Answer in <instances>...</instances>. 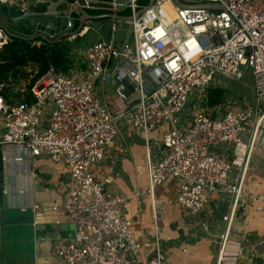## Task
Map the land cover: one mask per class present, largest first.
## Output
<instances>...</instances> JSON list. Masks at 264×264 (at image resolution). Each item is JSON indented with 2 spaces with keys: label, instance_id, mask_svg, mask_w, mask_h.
Wrapping results in <instances>:
<instances>
[{
  "label": "built area",
  "instance_id": "1",
  "mask_svg": "<svg viewBox=\"0 0 264 264\" xmlns=\"http://www.w3.org/2000/svg\"><path fill=\"white\" fill-rule=\"evenodd\" d=\"M201 3H224L225 8L181 7L175 0L143 6L129 22L133 33L124 46L91 43L85 68L63 72L51 67L31 86V101L9 99L0 83L4 163L5 146L13 145L23 151L16 161L37 163L48 156L70 173L71 187L52 206L63 209L76 228L74 237L55 244V255L65 264H164L156 211L153 241L139 242L126 214L128 199L109 190L110 177L100 181L93 170L116 148L122 121L145 141L152 199L157 187L172 181L176 203L194 215L206 209L214 193L233 196L232 214L243 207L246 175L254 171L251 156L264 150V0ZM0 4L19 5L13 0ZM129 7L135 14L140 6L130 0ZM73 25L69 20L67 29ZM10 38L0 27V48ZM247 72L254 77L255 105L209 102V90L220 86L216 79L241 80ZM106 75L103 101L96 85ZM251 119L247 142L244 132ZM227 145L233 146V158L224 152ZM235 167L239 178L232 175ZM232 214L223 220L230 222ZM219 263L238 264L224 253Z\"/></svg>",
  "mask_w": 264,
  "mask_h": 264
},
{
  "label": "crops",
  "instance_id": "2",
  "mask_svg": "<svg viewBox=\"0 0 264 264\" xmlns=\"http://www.w3.org/2000/svg\"><path fill=\"white\" fill-rule=\"evenodd\" d=\"M13 1L19 4L11 6L16 16L22 7L27 10L41 0ZM88 1L91 6L84 5L83 8L88 13L95 12L91 15L132 14L131 7L117 10L115 0ZM182 1L190 5L201 3V0ZM150 2L137 0L139 9ZM47 6L39 5L38 10L45 11ZM0 12L7 14L6 9ZM72 17L74 25L67 31L74 35L68 36L67 41L71 43V59H75V63L70 68L78 64L85 68L87 46L101 40V37L88 24L77 33L78 28L74 26L77 22L80 25L79 15L73 12ZM9 29L31 40L41 33L26 21L18 23L15 20ZM31 29L32 35L29 34ZM59 34H48V37L56 41ZM89 34H94V38L87 39ZM108 78L109 75L100 78L96 85V95L103 101L106 100ZM117 103L118 106L122 105L119 100ZM254 121L248 124L251 127L249 132L246 126L244 139L247 142L251 139ZM223 149L226 155L233 158V146L227 145ZM20 153L23 154V151L16 146H5L7 160L4 164L1 207L0 264H65L55 255V244L60 239L74 237L76 228L63 209L56 210L52 206L71 187L70 173L64 163H57L48 156H42L37 163L16 161L15 156ZM250 161L254 171L246 175L243 207L235 214H232L233 196L220 193L212 195L200 215L186 211L176 203L177 186L172 181L157 187L152 199L146 174L145 141L126 121L120 122L116 148L93 170L100 181L111 178V192L128 199L126 214L133 221V234L139 242H148L149 238H153V213L156 211L166 257L164 264H220L219 256L222 253L229 260L235 258L238 264H264V199L260 198L264 196V150L254 152ZM142 168H145V172H140ZM232 175L239 178L240 171L235 167ZM230 213L231 221L230 218L223 220ZM203 222L208 224L207 228L203 227ZM222 249L224 252H221Z\"/></svg>",
  "mask_w": 264,
  "mask_h": 264
},
{
  "label": "water",
  "instance_id": "3",
  "mask_svg": "<svg viewBox=\"0 0 264 264\" xmlns=\"http://www.w3.org/2000/svg\"><path fill=\"white\" fill-rule=\"evenodd\" d=\"M229 0H225V3H228ZM85 0H41L35 5H31L24 12H20L15 16L13 9L10 5H2L1 7L7 10V14L0 12V27L5 29L10 36L21 37L25 39H30L28 37L13 33L10 31L9 26L15 20L18 23L26 21L33 28L38 29L41 33L39 37H43L47 40H50L48 34L55 35L60 33L57 36V39L60 40L63 37H68L74 35L73 32L67 31V23L69 20L74 19L72 13L79 15L80 25L77 29V33H80L85 29L88 24L89 28L97 32L101 41L106 43L114 42L117 45L124 46L130 39L133 33V27L129 23L133 18H138L145 8H140L135 14L131 15H119L118 13H108L104 15H91L89 14L83 6L85 5ZM175 2L181 6H189L190 4L184 3L182 0H175ZM115 8L117 10L124 9L129 7L130 0H115ZM154 3V0H151L150 6ZM39 5H48L45 11L38 10ZM192 6V5H191ZM193 6L202 7L212 10H221L225 8L224 3H199L194 4ZM57 10V11H56ZM62 31V33H61ZM75 33V34H77ZM33 39V38H32ZM56 39V40H57ZM3 148L0 146V234H1V207L4 194V173L5 166L3 160Z\"/></svg>",
  "mask_w": 264,
  "mask_h": 264
},
{
  "label": "trees",
  "instance_id": "4",
  "mask_svg": "<svg viewBox=\"0 0 264 264\" xmlns=\"http://www.w3.org/2000/svg\"><path fill=\"white\" fill-rule=\"evenodd\" d=\"M145 6V5H143ZM141 6V7H143ZM90 14L95 12H89ZM129 14V12H127ZM75 23L74 28H78ZM68 37L60 40H47L43 37H36L33 40L21 37H12L0 48V83H5L4 93L10 99V91L15 87L24 70H31L33 78L27 86L25 93H15L19 99L22 96L25 100L31 101V86L51 67L59 71H67L72 63L71 43ZM35 42H41L37 45ZM224 90L211 88L209 90V102L213 105L221 104Z\"/></svg>",
  "mask_w": 264,
  "mask_h": 264
},
{
  "label": "rangeland",
  "instance_id": "5",
  "mask_svg": "<svg viewBox=\"0 0 264 264\" xmlns=\"http://www.w3.org/2000/svg\"><path fill=\"white\" fill-rule=\"evenodd\" d=\"M0 10H4V8L0 6ZM32 32L33 30L31 29L29 31V34L32 35ZM93 38H94V34H89L87 39L90 40ZM73 60L74 61H72L71 65H74L75 63V59ZM78 65L82 67L80 64ZM30 72L31 70H24L18 82L15 83L14 89L10 91V98L13 101H19L25 98L24 96H22V98L19 99L18 97H16L15 93L18 92L25 93L27 91L28 89L27 86L29 85L30 81L34 76L33 74H29ZM220 78L221 79H216L215 83L217 85H220L216 88L224 90L223 101L221 103L222 105H224V107L228 105L238 106L243 104H254V105L256 104V88L254 83V77L251 72H247L245 77L241 80L228 76H222ZM46 118H47L46 116L43 118V122L46 120ZM252 120L253 119H251L246 124L247 127L248 124L252 122ZM4 122H5V116L0 112V133L3 130ZM246 130H248L249 132L251 130V127H248ZM140 172H145V168H142ZM152 241L153 238L148 239V242H152Z\"/></svg>",
  "mask_w": 264,
  "mask_h": 264
}]
</instances>
